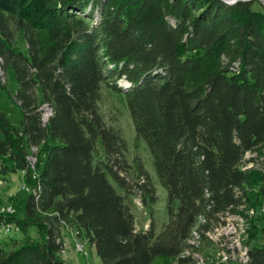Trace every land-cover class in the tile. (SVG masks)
Segmentation results:
<instances>
[{
	"label": "trees",
	"instance_id": "obj_1",
	"mask_svg": "<svg viewBox=\"0 0 264 264\" xmlns=\"http://www.w3.org/2000/svg\"><path fill=\"white\" fill-rule=\"evenodd\" d=\"M0 57L21 114L17 126L0 110V172L25 171L30 188L18 213L0 214V230L24 236L0 246V264H66L64 231L85 237L101 264H196L183 255L195 227L202 251L226 213L264 202V10L253 0H0ZM104 86L125 94L167 190L161 231L137 229L131 197L156 202V187L143 164L140 181L127 175ZM253 218L248 246L264 232ZM249 247L247 264H264V242Z\"/></svg>",
	"mask_w": 264,
	"mask_h": 264
},
{
	"label": "rangeland",
	"instance_id": "obj_2",
	"mask_svg": "<svg viewBox=\"0 0 264 264\" xmlns=\"http://www.w3.org/2000/svg\"><path fill=\"white\" fill-rule=\"evenodd\" d=\"M254 9L264 10L263 0H253ZM18 47L27 53L26 40L23 36V31L19 34ZM0 110L5 112L12 122L19 126L21 122V114L12 103L11 97L17 91L18 84L15 79L14 72L11 68H3V60H0ZM103 98L100 103L101 112L106 122L119 129L123 137L127 140L128 150L126 151V159L131 166L128 171V176L133 181H140L142 174L139 171V164H143L145 169L153 177V182L156 187L157 201L153 202L148 199L147 202L142 199L139 194L131 197L132 210L135 214L137 229L145 231L147 226L151 225L152 221L156 224L157 231H161L163 226L169 221L168 212V194L167 190L161 185L154 166L153 157L144 141L137 139L134 124L127 106L124 93H116L107 87L102 89ZM32 163H34L32 161ZM37 164V160H36ZM24 174L12 172L2 174L0 172V214H15L18 213L20 202L29 194L28 190L23 189ZM28 191V192H27ZM179 201H175L173 208L176 209ZM254 217V216H253ZM261 227H264L263 221H258ZM4 226L0 230V246L10 242L11 237L24 238L21 231L14 225H11V230L7 232ZM250 234V233H249ZM31 240L39 241L40 237L36 228L30 229ZM214 239L210 243H206L200 255L206 260L203 264H241V261H228L225 251L219 248V243ZM65 250L62 257L66 264H101L97 256L96 249L83 236L70 231H64ZM248 241V239H247ZM246 241V245L248 246ZM264 242V232H259L257 239L253 240L250 245H259ZM82 245L84 251H80L78 246ZM249 245V246H250ZM248 246V247H249ZM219 251V252H217Z\"/></svg>",
	"mask_w": 264,
	"mask_h": 264
},
{
	"label": "bare ground",
	"instance_id": "obj_3",
	"mask_svg": "<svg viewBox=\"0 0 264 264\" xmlns=\"http://www.w3.org/2000/svg\"><path fill=\"white\" fill-rule=\"evenodd\" d=\"M121 84L124 86L125 90H128L130 87V84L125 80H122ZM43 109L49 112V119H50V117L53 114V110L50 107V105L48 103H44ZM31 150H36V147H32ZM255 156H256L255 153L248 152V154L246 155V159L250 160L252 157ZM37 159H38L37 154L29 155V161L32 168L36 167ZM32 161L34 163H32ZM247 165L248 167L251 166L252 162L247 163ZM37 176L38 175L36 174L34 177L36 178ZM23 189L24 190L26 189L30 192V188L28 187L26 182L23 185ZM243 209L244 206L241 207V210ZM253 216H254L253 209H247L243 213H226V216L223 219L227 221L223 220V222L219 226H217L213 231H209L206 233L207 237H210V239H214V237H216L215 241L219 243V248L225 251V255L228 261H235L239 259L241 261V264L248 263L250 258L249 255L250 247L246 245V241L249 238V233L251 229V218H253ZM199 222L204 223L205 218L200 217ZM232 226H234V228H232ZM7 227H8L7 229H10L11 225H8ZM202 243L203 242H202L201 232L199 231L198 227H195L192 232V236L188 240V247L184 251L183 255L184 256L192 255L195 258L196 264H203L206 260L204 259L203 256L200 255V251L198 250L202 246ZM238 244L239 246H244V252H240L238 250ZM81 247L83 248L82 245H79L78 249L80 251H84V248L83 250H81Z\"/></svg>",
	"mask_w": 264,
	"mask_h": 264
},
{
	"label": "built area",
	"instance_id": "obj_4",
	"mask_svg": "<svg viewBox=\"0 0 264 264\" xmlns=\"http://www.w3.org/2000/svg\"><path fill=\"white\" fill-rule=\"evenodd\" d=\"M0 60H2V58L0 57ZM41 112H42V121L44 124L48 123L49 121V112L47 110H44L43 109V104L41 105V108H40ZM29 154H38V148L36 147V150H29V153H28V160H29ZM30 163V161H29ZM31 166V164H30ZM244 167H248L247 164L244 165ZM22 174H26L25 171H22L21 172ZM33 178H34V174H33ZM247 208H252L254 210V220L255 222L256 221H263L264 223V202L256 207H247ZM224 220V219H223ZM224 221H227V220H224ZM149 228V225L147 226L146 230ZM232 228H234V226H232ZM7 232H10L11 230H18V229H7V228H4ZM235 230V229H234ZM237 240H238V237H237ZM81 250H83V248L81 247ZM238 250L240 252H244V246H239L238 244ZM219 252V251H217Z\"/></svg>",
	"mask_w": 264,
	"mask_h": 264
},
{
	"label": "water",
	"instance_id": "obj_5",
	"mask_svg": "<svg viewBox=\"0 0 264 264\" xmlns=\"http://www.w3.org/2000/svg\"><path fill=\"white\" fill-rule=\"evenodd\" d=\"M224 2L228 3V4H234L239 0H223Z\"/></svg>",
	"mask_w": 264,
	"mask_h": 264
},
{
	"label": "crops",
	"instance_id": "obj_6",
	"mask_svg": "<svg viewBox=\"0 0 264 264\" xmlns=\"http://www.w3.org/2000/svg\"><path fill=\"white\" fill-rule=\"evenodd\" d=\"M93 248H95V247H93Z\"/></svg>",
	"mask_w": 264,
	"mask_h": 264
}]
</instances>
